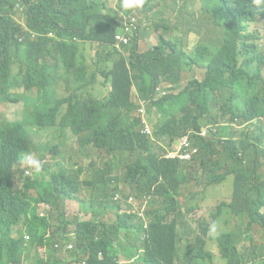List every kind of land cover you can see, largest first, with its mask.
Segmentation results:
<instances>
[{
	"label": "trees",
	"instance_id": "trees-1",
	"mask_svg": "<svg viewBox=\"0 0 264 264\" xmlns=\"http://www.w3.org/2000/svg\"><path fill=\"white\" fill-rule=\"evenodd\" d=\"M155 1L145 0L144 5L150 2V6L130 24V18L123 22L102 15L103 6L97 0H0V106L7 102L27 106L31 98L36 102L34 118L26 109L29 125L0 113V264H20L25 254L31 257L36 245L47 244L51 249V243L57 241L54 231L68 232L71 225L63 213L64 200L79 201L84 188L92 189L83 199L90 218L76 223L77 248L69 258L79 260L90 252L97 253L90 264H117L120 253L138 257L139 264L211 260L213 253L203 247L209 219H200L198 230H194L179 205L178 177L188 174L184 171L188 164L161 155L163 143L171 147L188 134L192 135V148L198 151L194 165L198 180L202 175L212 182L224 179L230 170L219 169L221 163L239 168L230 203L223 202L210 223L219 221L220 234L237 230L235 238L250 239L260 249L242 252L234 237L226 235L220 238L221 254L230 257L229 264H264V239L258 245L245 224L248 215L264 232V148L261 139L255 138L264 130L244 124L264 116V4L255 6L254 0H159L161 6L157 7ZM18 5L25 9L27 30L12 15ZM129 17H137V12ZM209 21L213 28H204ZM122 32L130 36L126 45L116 39ZM50 33L54 37H49ZM214 35L217 46L206 49L208 59L202 47L192 53L193 44L183 41L203 42ZM79 43L101 53L91 75L85 54L77 60ZM9 55L18 60L21 76L12 75ZM195 69L203 70V80L193 77L184 85L183 76ZM106 85L109 89L105 91ZM163 85L174 93L157 101V90ZM134 87L139 89L137 97H133ZM149 104L159 111L154 140L142 133V121L134 115ZM227 118L242 123L244 129H230L224 124ZM50 128L69 131L80 156L98 147L119 159L118 165L126 169L125 180L138 197H145L143 209L123 211L102 172L81 186L77 177L68 176L66 166L59 164L52 185L46 178L51 168L45 164L47 155L32 138L36 130ZM204 128L216 132L205 139L201 136ZM245 134L254 139L248 141ZM25 151L34 152L43 162L41 172L21 165L19 156ZM216 169L223 173L217 174ZM19 181L22 186L15 190ZM40 203L51 204L57 215L40 216ZM147 204L155 209L146 210ZM110 210L117 212L112 223L107 218ZM139 214L150 220L148 230L142 221L135 222ZM19 224L31 238L28 244ZM180 225L188 238L184 233L179 237ZM122 228H135L134 239L122 243ZM144 234L148 239H142ZM113 242L122 247L112 246ZM184 242L182 260L179 247ZM100 253L103 261L98 258ZM34 259L43 261L38 255Z\"/></svg>",
	"mask_w": 264,
	"mask_h": 264
},
{
	"label": "rangeland",
	"instance_id": "rangeland-1",
	"mask_svg": "<svg viewBox=\"0 0 264 264\" xmlns=\"http://www.w3.org/2000/svg\"><path fill=\"white\" fill-rule=\"evenodd\" d=\"M97 1L103 6L102 15H104L105 17H110V18L117 19V20H120L123 22L126 19L128 20V18H130L129 17L130 14L137 12V17L131 18L132 23H136L139 19L140 14L142 13V11L146 7L150 6V2H149V4L146 6L143 5V7H141V8L129 10V12H128L129 15H128L127 11H123L121 9V6H120L121 0H97ZM155 6L160 7L161 2L159 0L155 1ZM16 19L19 22H21L22 24L26 23L25 16L21 12H17ZM206 27L213 28L212 21L206 22L204 24V28H206ZM181 36H182V38L185 37V35H183V34H181ZM116 38H117V36H116ZM183 41L184 42H191L193 44V48L191 51L192 53H194L196 51L197 46L202 47L203 48V54H204V57L206 59H208L206 49L207 48L213 49L217 46L215 35L208 37L203 42H197L194 40H183ZM85 45H86V43H79L80 49H79V53L77 55V60H78L80 54H82V53L85 54L86 69L88 71V75H91L92 73H94L97 70L98 61H99L101 53L99 51H97L96 49H92L90 47V45H87V46H85ZM8 58L10 60H12L11 65H10L12 75L13 76H21L18 60L15 58L14 55H9ZM193 77L199 81H202L203 80V70L195 69L190 74H185L183 76L184 85L187 83L188 80H190ZM67 79L70 80L73 78H67ZM63 84H64V86H68L67 84H65V82H63ZM164 86H167V85H164ZM108 89H109V86L106 85L105 91ZM162 91H164V90L162 89L160 92H162ZM138 92H139V89L134 87L133 91H132L133 97H137ZM159 99L160 98L157 96L156 100L158 101ZM133 101H134V103H137L136 98H134ZM24 108L29 111V113L31 114V116L33 118L35 117L36 102H35L34 98H31L29 100V103L27 106H24L23 102H20V103H9V102H7V103L0 106V113L11 121L23 120L24 113H25ZM146 112L159 114L157 107L155 105H152V104H149L147 106ZM151 119L155 125H158V123H157L158 117L154 114H150V117L147 116V124L149 125L150 128H152V125L150 124ZM224 124L228 125L230 127V129L238 130V131H242L245 127L240 122L232 123L228 118ZM248 127H250L251 129L254 128V126H252V125H249ZM244 137L248 141L254 139V137L250 134H245ZM32 138L34 140L35 145L40 149V152L44 155H47L46 160H45V164H49L51 166V168H50V171L46 174V178L48 180L51 179L52 185H53L52 174L54 171H56L57 166L59 164L64 165L66 167H69V166L76 164L80 167L87 168L91 162H94L96 167H102L103 161L101 159V156L104 157L106 153L104 151H102L101 148L97 147V148L93 149L86 156L78 155L77 144H76L75 140L73 139L72 134L69 131H66V129L61 130L60 128H50V129H47L46 131L39 129L33 133ZM255 138L261 139V145L264 148V131L260 130V132L255 136ZM55 147H57V150H56L55 155H53V152H54L53 149ZM218 149L220 151H222L221 147H219ZM71 158H73L74 161H72ZM207 159L214 161L217 159V157H214V158L208 157ZM194 165H195V161L189 165L184 166V171L186 173H188V175L191 177L197 176L196 166H194ZM244 165L246 167L248 165V162H246ZM218 168L230 170L229 173L231 174V176H229L226 180V189L225 190H222L220 192L217 191L216 187L220 184L211 183L212 178H210L206 175H202L201 179H203L204 181H200V180H197L195 178V180L194 179L187 180L186 182L182 183V185H181L180 196H179V205L181 208L184 209V217H187L191 228L194 230H198V227L200 226L198 221L204 217L209 219V222H208V225H209L212 214L217 210V208L223 202L230 203V201L232 199L233 182H234V178H236V170H238L239 168L237 165H235L233 163H221ZM22 169H24V167H22ZM219 169H216V173L222 174L223 170H219ZM249 170H250V175L254 176V174L250 168H249ZM263 170H264V168H263ZM41 171H42V169H40L39 172H41ZM113 175L114 176L123 175V170L115 169L113 171ZM257 181H258V178H256V182ZM21 186H22V182L19 181L15 184L14 188H15V190H18L21 188ZM120 186H121L122 191L124 192V195H125L124 198L125 199H128L129 197L136 198L135 195H133L131 193L130 187L127 184H125L123 181H121ZM91 193H92L91 188H84L82 194L80 193V195H78L79 205L77 202H75L74 205H68L67 204V216L70 219H73L75 217H80L82 219H86L87 221L89 220L90 217L85 212L83 205H84V200L87 199L91 195ZM136 199H137V207H135V208L137 209V211H139L143 207L144 201L141 199H138V198H136ZM122 209H123V211H126V210H130L131 207L125 208L124 205H122ZM154 209H155V207H152L150 204L146 205V210H154ZM48 212H50V208H48L47 206H44V205L40 206V213L47 214ZM263 212H264V210H263ZM107 218H108L109 222H111V223L114 222L117 219V212L114 210H110L108 212ZM248 222H249V219L247 217H245V224H248ZM34 223H37V218L35 216H34ZM137 224H138V222H137ZM137 224H135V225H137ZM234 225L235 224L233 222L231 227L228 230L231 231V229L234 227ZM17 226L19 227V229L21 231H24V227H25L24 225L19 224ZM14 231H15V228L13 229V233H14ZM54 232H55L56 240L60 241L61 245L49 249L46 252L45 259L42 261V263H39L37 260L32 259L30 261V264H53V260L51 258L53 253L62 254L60 257H57L56 255L53 257L54 258V264H79V263L75 262L74 260H71L69 262L66 261L67 252L68 251H76V248H77V245L75 243H74L75 246L66 244L67 238L65 236H63L62 233L67 232V229H66V231L61 230V232H62L61 234H59L56 231H54ZM220 232H221V229H219V235H220ZM132 233H135V228H131V229L122 228L120 230L121 242L122 243L128 242L129 240L134 239V237H132ZM178 233H179V237H182V233L185 234V238L189 237L188 232L183 230L181 225L178 227ZM251 234L254 237V240L258 245H260L263 242L264 232L256 224H253L251 226ZM218 236H216L215 238L208 237L207 249L213 253V257L211 260L206 261V262H202L200 264H229L230 257H224L221 254V252L219 251V247H218L217 240H216V238ZM112 246L117 247V248L122 247L121 244H116L114 242L112 243ZM186 246H187V244L184 242L179 247V254H180V258L182 260L184 259V253L186 252ZM40 254L43 255V253L41 251H40ZM96 254L97 253L91 254L90 252H88L86 254V258L90 260V263L95 262L94 257L96 256Z\"/></svg>",
	"mask_w": 264,
	"mask_h": 264
},
{
	"label": "clouds",
	"instance_id": "clouds-1",
	"mask_svg": "<svg viewBox=\"0 0 264 264\" xmlns=\"http://www.w3.org/2000/svg\"><path fill=\"white\" fill-rule=\"evenodd\" d=\"M145 3V0H121V9L123 11H129V10H134V9H137V8H141L143 7ZM254 3H255V6H259V5H262L264 4V0H254ZM17 12H21L24 16H25V19H26V23L25 24H22L21 22H19L17 19H16V14ZM13 17H14V20L19 24L21 25L25 30L28 29V26H27V15H26V12H25V9L20 7L19 5L16 6L14 9H13ZM132 17H130V20H131ZM136 18V17H135ZM130 24H135V23H132V20L130 21ZM130 30L131 31V26H128L127 27V30ZM122 35H126L129 37V42H130V36L127 35L125 32H122L121 33ZM49 37H54V34L53 33H50L48 35ZM119 44H123V43H119ZM126 45V44H124ZM164 90L162 92H160L161 90ZM171 93H174L173 91L170 90V86H161L160 88H158L157 90V96L160 98V97H164V96H167L168 94H171ZM25 109V108H24ZM142 109H144L146 111V107L144 106ZM141 109V110H142ZM141 110H140V113L139 114H135L136 117L140 118L141 121H142V124H143V130H142V133L147 136L148 138L154 140V122L153 124H150L152 125V128L149 127V125L147 124V116L150 117V114H154L158 117V120H157V123L159 121V116L157 113H147L145 115H142L141 114ZM26 109H25V113H24V118L22 120L23 123H25L26 125H29V120L27 118V114H26ZM152 120V119H151ZM150 120V121H151ZM244 124H250V125H254L256 127H261L263 128L264 130V116L252 121V122H246ZM205 130H207V134L202 136L203 138L205 139H209L210 138V133L211 132H216L214 129H208V128H204ZM203 129V130H204ZM192 137L191 134H188ZM187 136V135H185ZM184 136V137H185ZM183 138V137H182ZM180 140V139H179ZM179 140H176L172 145L171 147H167L166 144H162L163 148L165 149L164 152H161V155L163 158L165 159H168V160H173V161H179L180 163L182 164H191L195 161V158L197 157L198 155V151L196 153L193 154L192 158L189 159V160H184V159H181L179 157H171L170 154L171 153H174L175 150H176V147L179 145ZM190 141H191V138H190ZM104 151L106 154L104 157L101 156V159L103 161V164H102V167H96L95 163L92 165V164H89L87 168H83V167H80L76 164L72 165V166H69V167H66V170L68 172V176H76L77 177V180L79 181V183L81 184V186L85 185V183H89L94 177H95V173L96 172H102L105 174V181L108 182V185H109V188H110V191H113L114 193L112 194L114 200L120 205H124L125 208H134L136 209L135 207H137V199H141V200H145V197H138L137 196V193L134 191V188L132 187L131 184H129L126 180H125V172H126V169H125V166L123 164L121 165H118V162H119V159H115L114 156H110L106 150H102ZM19 162L21 163L22 166L28 168V169H31V170H35V171H40V169L42 168V165H43V162L37 157V155L34 153V152H31V151H25V152H22L19 156ZM115 169H120V170H123V175H118V176H114L113 175V171ZM231 176V174H227V176L222 179V180H219V181H215V182H211L213 184H220L216 187V190H225L226 189V180L227 178ZM196 177H191L189 176L188 174H184L182 176H179L178 177V181H179V184L182 185V183L186 182L187 180H192L194 179L195 180ZM197 179V178H196ZM198 180V179H197ZM121 181H123L125 184H127L129 187H130V190H131V193L133 195H135L136 198L134 197H129L128 199H125V195H124V192L122 191L121 189ZM200 181H204L203 179H200ZM236 183V178H234V182H233V187ZM75 202L78 203L79 205V201L78 200H73V199H66L64 200V206H65V209L63 211L64 213V216L66 218L67 221H69L71 223V225L69 226L68 228V232L66 234H64L63 236H65L69 242H66L67 245H73L75 246V228H76V223L78 221H84V222H87L86 219H82L80 217H75L73 219H70L68 216H67V204L68 205H74ZM144 205L143 207L145 206V203L146 201L143 202ZM122 204V205H121ZM41 205H44V206H47L48 208H50V212H48L47 214H42L40 213V206ZM143 207L141 209H143ZM137 210V209H136ZM264 208H262L261 210V213L264 214L263 212ZM38 214L40 216H46V215H57V212L55 210V208L51 205V204H47V203H40L38 204ZM139 217L136 218V223L139 222V221H148V224H144V229L145 230H148V226H149V223H150V220L145 217L144 215H138ZM248 219H249V222L248 224H246V227L247 229L249 230L248 234L251 235V226L253 224H256L257 226H259L257 223L255 222H252L250 217L248 215H245ZM260 227V226H259ZM261 230L263 231L262 227H260ZM26 228H24V232H25V241L26 243L28 244L31 240L30 236L26 233ZM237 233V230L234 231V232H229V233H223V234H220L219 235V221H212L209 225H208V228H207V234L210 238H215L216 236H218L216 238L217 240V244H218V247H219V251H221L220 249V246H219V242H220V238L223 237V236H226V235H232V237H234V244L235 246L238 247V249L242 252H245V251H248V252H251L252 250L256 249L257 251H259L260 248L257 247V245L252 242L250 239H247V241H241L239 240L238 238H235V234ZM51 235H52V231L48 233V238H51ZM208 236H204L205 238V241H206V244L203 246L204 249L210 253H212L211 251H209L207 249V245H208ZM148 235L147 234H144L142 236V239L143 240H146L148 239ZM61 245V242L60 241H55V242H52L51 243V247L54 248V247H57V246H60ZM50 246H48L47 244L44 245V246H40V245H36L33 250H32V254H31V257L28 258L27 257V254H25L22 258V261L20 264H30V261L32 259L35 258V255H38L39 258L41 260H44L45 259V256H46V252L49 250ZM40 251L43 253V255L40 254ZM73 251H68L67 252V258H66V261L69 262L71 260H74L75 262L79 263V264H90V260L86 258V256L84 255H80L81 256V259L79 260H76L74 259L73 257L72 258H69V255L72 253ZM55 255L57 257H60L62 254L60 253H55ZM99 260L103 261L104 260V255L102 253L99 254L98 256ZM117 264H139L138 263V257H132V258H128L127 256H125L123 253H120L118 255V259H117Z\"/></svg>",
	"mask_w": 264,
	"mask_h": 264
},
{
	"label": "built area",
	"instance_id": "built-area-1",
	"mask_svg": "<svg viewBox=\"0 0 264 264\" xmlns=\"http://www.w3.org/2000/svg\"><path fill=\"white\" fill-rule=\"evenodd\" d=\"M128 31H130L128 29ZM117 42L128 44L129 43V37L126 35L118 34L117 35ZM141 114L145 115L146 111L144 109L141 110ZM207 134V130H203L201 135L204 136ZM190 135H187L179 140V145L176 147V150L174 153H171V157H179L184 160H189L192 158L193 154L197 152V149L192 148L191 142H190ZM142 216V214H140Z\"/></svg>",
	"mask_w": 264,
	"mask_h": 264
},
{
	"label": "crops",
	"instance_id": "crops-1",
	"mask_svg": "<svg viewBox=\"0 0 264 264\" xmlns=\"http://www.w3.org/2000/svg\"><path fill=\"white\" fill-rule=\"evenodd\" d=\"M143 223L147 225L148 224V221H144Z\"/></svg>",
	"mask_w": 264,
	"mask_h": 264
}]
</instances>
